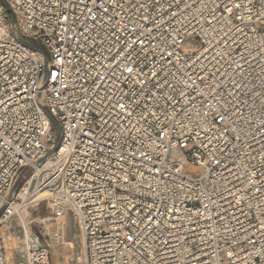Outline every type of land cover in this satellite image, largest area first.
Masks as SVG:
<instances>
[{
  "label": "built area",
  "instance_id": "2783aa9c",
  "mask_svg": "<svg viewBox=\"0 0 264 264\" xmlns=\"http://www.w3.org/2000/svg\"><path fill=\"white\" fill-rule=\"evenodd\" d=\"M25 188L84 264H264V0H0V264Z\"/></svg>",
  "mask_w": 264,
  "mask_h": 264
},
{
  "label": "rangeland",
  "instance_id": "374dc122",
  "mask_svg": "<svg viewBox=\"0 0 264 264\" xmlns=\"http://www.w3.org/2000/svg\"><path fill=\"white\" fill-rule=\"evenodd\" d=\"M25 181V178H21L17 190L21 186H28ZM29 207L30 209L26 210L25 217L21 215L20 217L14 216L3 227V239L8 264H18V253L23 247L25 232L28 231L39 234L48 241L52 264H56V257L60 264H81L80 254L82 253L83 244L72 218H54L45 202L40 205L31 203ZM56 231L62 234L61 238L54 236L53 232Z\"/></svg>",
  "mask_w": 264,
  "mask_h": 264
},
{
  "label": "bare ground",
  "instance_id": "6f19581e",
  "mask_svg": "<svg viewBox=\"0 0 264 264\" xmlns=\"http://www.w3.org/2000/svg\"><path fill=\"white\" fill-rule=\"evenodd\" d=\"M23 195H24V197L26 196V202H27V204L26 205H24V206H21V208L18 210V212H17V214H16V217L17 216H19L20 217V215L22 216V217H25V215H26V210H29L30 209V204L31 203H36L39 199H40V197H42L43 196V194H41V193H38V194H36V195H30L29 194V190H28V188H25L24 189V193H23ZM60 218H66L67 219V217H60ZM3 230V229H2ZM2 235H3V231H2ZM61 237H62V234H61ZM4 240V239H3ZM5 245V244H4ZM8 254V253H7ZM11 257V256H10ZM80 259H81V264H84V261H85V254H84V248L82 247V253L80 254ZM6 262H7V264H8V260H7V256H6Z\"/></svg>",
  "mask_w": 264,
  "mask_h": 264
},
{
  "label": "crops",
  "instance_id": "0c3cea01",
  "mask_svg": "<svg viewBox=\"0 0 264 264\" xmlns=\"http://www.w3.org/2000/svg\"><path fill=\"white\" fill-rule=\"evenodd\" d=\"M23 222H24V221H23ZM25 233H26V234H30V231H28V232H25ZM26 234H25V235H26ZM5 249H6V248H5ZM55 260H56V264H60V262H59V260H58V258H57V257L55 258Z\"/></svg>",
  "mask_w": 264,
  "mask_h": 264
},
{
  "label": "water",
  "instance_id": "95a60500",
  "mask_svg": "<svg viewBox=\"0 0 264 264\" xmlns=\"http://www.w3.org/2000/svg\"><path fill=\"white\" fill-rule=\"evenodd\" d=\"M45 160V158L44 159H42L41 161H44Z\"/></svg>",
  "mask_w": 264,
  "mask_h": 264
}]
</instances>
